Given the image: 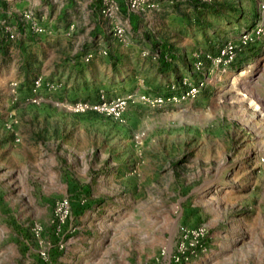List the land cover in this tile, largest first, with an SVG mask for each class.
<instances>
[{
  "label": "rangeland",
  "instance_id": "1",
  "mask_svg": "<svg viewBox=\"0 0 264 264\" xmlns=\"http://www.w3.org/2000/svg\"><path fill=\"white\" fill-rule=\"evenodd\" d=\"M103 1L31 0L24 10L47 32H30L19 14L8 18L15 40L0 31V264H162L180 227L201 225L203 251L189 264H264V37L196 100L130 104L121 119L55 104L163 94L170 82L197 77L194 54L251 29L257 0H154L159 6L139 12L118 0L128 42L114 36ZM143 37L146 49L169 45L173 61L114 53ZM39 75L63 87L29 104ZM12 79L22 101L10 106ZM9 110L14 129L5 126Z\"/></svg>",
  "mask_w": 264,
  "mask_h": 264
},
{
  "label": "built area",
  "instance_id": "2",
  "mask_svg": "<svg viewBox=\"0 0 264 264\" xmlns=\"http://www.w3.org/2000/svg\"><path fill=\"white\" fill-rule=\"evenodd\" d=\"M169 5H182L188 0H166ZM201 3H207L209 0H196ZM102 13L105 17L114 20L112 31L114 36L122 41H129L128 20L119 18L120 4L118 0H104ZM159 4L154 0H127V11L139 12L145 11ZM258 19L251 29H244L240 32L237 40H231L223 44L217 52L201 51L195 53L191 64L193 75L182 76L178 81L170 82L167 91L163 94L149 93H129L123 96H117L108 99L104 94L97 101H72L65 100L56 102L57 106L63 107L68 111L80 113L94 111L106 113L116 119H121L130 104L144 103L150 107H163L171 105H180L187 101L196 100L203 90L209 86H215L222 76L232 69L243 56L244 52L260 42L264 37V0H257ZM22 22L30 32L44 34L47 28L39 20L38 16L31 9H25L20 13ZM20 21V20H19ZM75 24H71L70 31H74ZM0 31L5 35L7 40H15L18 36V28L9 24V19L0 16ZM166 49V51L164 50ZM103 53L107 54L104 50ZM145 57H151L156 61H173L174 52L169 45H163L155 50L145 49L142 51ZM93 54L88 53L84 60L90 61ZM63 87V83L58 80L45 78L42 75L32 78L29 85L30 94L25 101L29 104L40 105L45 101L43 91L55 93ZM7 95L8 105L13 106L20 104L22 101V85L17 79H12L8 83ZM2 113L0 112V115ZM15 111L6 112L7 119L5 126L8 129H14L19 120L14 117ZM17 139L20 136L17 135ZM70 203L65 199L61 203V209L65 214L69 213ZM193 234L192 242H187V237ZM207 234V228L204 225L196 229L181 226L177 241L172 250L164 251L162 254V264H189L193 258L198 257L203 251V239ZM142 264V263H139Z\"/></svg>",
  "mask_w": 264,
  "mask_h": 264
},
{
  "label": "crops",
  "instance_id": "3",
  "mask_svg": "<svg viewBox=\"0 0 264 264\" xmlns=\"http://www.w3.org/2000/svg\"><path fill=\"white\" fill-rule=\"evenodd\" d=\"M38 1H40V0H38ZM1 2L2 1L0 0V10H1L0 15L1 14L5 15L7 18H14L15 16H18L17 14L20 15V13L24 10V8L27 7V5L29 4V2H31V0H5V3L7 4L6 7L8 9H5V8L1 9ZM36 2H37V0H33V3H36ZM160 3L161 4L163 3L164 5L169 4L168 1H166V0H161ZM171 15H173V14H171ZM65 33L68 34V31ZM69 34H72L70 29H69ZM142 34L143 33L140 32V29H138L137 35L140 36ZM143 41H144V43H142V44L141 43H138V44L132 43L129 46L118 45L119 46L118 51H115L114 53L121 59L124 58L125 53H131V52L134 53L135 56L137 57V56H139L140 51H143L150 46V44L147 42V40L145 38L143 39ZM184 46L188 47L187 45H184ZM187 49H189V48H187ZM147 58H149V57H147ZM133 60H135V57H133ZM140 60H145V59L142 58V56H141ZM5 74H6V72H5ZM53 104H54V102H53ZM44 105H46V104H44Z\"/></svg>",
  "mask_w": 264,
  "mask_h": 264
}]
</instances>
